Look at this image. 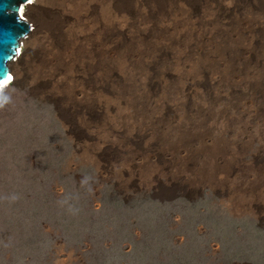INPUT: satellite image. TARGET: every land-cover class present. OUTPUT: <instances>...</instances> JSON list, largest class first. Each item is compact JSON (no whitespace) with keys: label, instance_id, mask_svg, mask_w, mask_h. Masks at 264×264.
<instances>
[{"label":"rangeland","instance_id":"rangeland-1","mask_svg":"<svg viewBox=\"0 0 264 264\" xmlns=\"http://www.w3.org/2000/svg\"><path fill=\"white\" fill-rule=\"evenodd\" d=\"M89 1L81 30L105 29L114 53L153 46V58L104 69L75 38L47 64L57 70L34 76L21 38L22 75L0 87V264H264V0H199L168 16L147 0L150 19L126 22L119 7L115 25L99 15L108 0ZM23 5L31 30H50L56 8ZM167 21L214 43L175 58Z\"/></svg>","mask_w":264,"mask_h":264},{"label":"bare ground","instance_id":"bare-ground-1","mask_svg":"<svg viewBox=\"0 0 264 264\" xmlns=\"http://www.w3.org/2000/svg\"><path fill=\"white\" fill-rule=\"evenodd\" d=\"M30 1L32 2L34 0H30ZM36 1H37L38 5H40L41 3L46 4V5L51 4L52 7L56 8L54 11L46 9V13L50 12L53 14L52 20L48 23V25H50V30H48L46 28H42V26H46V24H44L42 22L43 20L40 22V24L42 26L39 25L37 22L36 23L37 24L36 29L31 30V26H30L29 21L23 16L24 5L21 7V4H27V3H29V0H12L10 3V7H7L6 13L14 14V16L17 18V20H19L20 22H23L26 25V28L28 30L27 31L21 30L19 32V36L16 37V42L12 46V51H11L10 55L5 58L4 66L6 68V70H5L6 74L0 76V87L9 83L13 79V77H15V76L19 77L22 75L20 62H18L17 60L16 61L13 60V58L18 53V47L21 43V38H23V36L26 33H28V36L24 39V43L27 46H31V48H34V50H35L34 53L37 55L38 60L40 62V63H37L35 59L33 61L32 69L34 71V76H37L38 74H40L39 72L54 71L52 69L55 68L56 61H53V63L50 65H47V64L52 60L53 56L55 57V59H58L59 57L64 58L68 53H70L73 50L74 45L76 44L73 41L75 38H77L79 41L87 42V43L81 44L82 48L86 47L87 52H89L91 55L95 53L97 63L100 64L101 67L104 69L111 70L110 69L111 65H114V66H116V68L119 67V69L122 71L121 73H124V71H126V69H127L126 66L128 65V63L130 61L134 65L135 64L137 65L141 62H142L141 64H144L146 62H150V60H152L150 58H153V57H149V54L148 55L144 54V51L146 53L150 52V55L153 56L154 54L151 53V49L153 46H140L139 45L137 47V50H133L130 47H126V48H123V50H118L117 52L114 53V51H116V50L112 49V44H107L106 42L102 41V40H105L104 38H106L108 35V32H106L105 29H102V27L100 29V27H97L94 25V27L91 26V28L88 29L87 31H84L83 29H82L83 30L82 31L79 27V25H81L80 21H82L84 19L83 21L87 22V21H89V17H92L89 15V11H91V5H92L89 0H80V1L78 0L77 3L80 4L82 11L84 9L83 13L80 15H79V13H77V11L73 12V11L69 10V4L70 3L68 4L67 0H62V1H60V0H36ZM156 1H157V5L154 4L155 8L153 10V14H156V16L157 15L162 16V14L164 13V15L168 16V12L171 10V8L174 12L173 8L178 6V5L184 6V5H186V3H196L199 0H156ZM94 2L96 3V1H94ZM106 2L104 1V3H106ZM149 3H151V2L147 1V0H108L106 5H102V6L98 5V6H100L99 9L101 10V11H99V15L102 17V19H104L107 22L108 21H110L111 23L114 22L113 25H115V22L117 20L114 19L113 14H115L117 12H118L117 14H120V12L122 11V14H121L122 17L124 14V16L127 18V16L128 17L131 16V14H132L131 12H134V15H133L134 19L138 21V19L140 17L145 18V19L150 17V9L148 8ZM74 4H76V3H74ZM93 5H94V3H93ZM114 5H115V9H114ZM116 5L118 8L116 7ZM139 6L140 7L143 6L145 9L144 10H138L137 7H139ZM119 7L121 8L120 12L118 11ZM133 7H135L136 9H131ZM78 8H79V6H78ZM32 10H34V9H32ZM116 10H117V12H116ZM173 12H171V14H173ZM29 17L35 21L41 20L39 16L36 17L33 13L29 14ZM177 17L178 16H176V18ZM183 17H185V16H182V18ZM127 19L128 20L126 22H128L130 18H127ZM131 19L133 20V18H131ZM118 20H119V18H118ZM139 20H141V19H139ZM150 21H152V19ZM110 22H108L107 24L109 25ZM139 22L141 23V21H139ZM143 22H145V21H143ZM101 23H102V21H101ZM263 23H264V20H263ZM116 24H117V22H116ZM88 25H90V24H88ZM173 25H171L170 22L168 23V21H167L166 24L164 23V26L162 27V29L164 30V32H170L172 34V36L175 37V41L170 45L169 49H167L168 51L171 50L170 52H172L173 57H175V58L181 57L190 48L198 46L197 42H199L200 40H201L200 42H202V44H205L204 47L202 46V48H204V51H205V49L208 50V48H206L208 44L214 43L213 34L211 32H207L204 30L196 32L194 29L186 30L187 27H183V28H180L179 30H177V26H174V27H176V28H174ZM62 28L67 29L64 37L61 40H59L57 38L59 41L56 44L52 45V41H53L52 40V36H53L52 32L55 34L57 31H59ZM88 28H89V26H88ZM184 38L187 41V44H183L181 42ZM198 39H200V40L196 41ZM62 46H63V48H62ZM55 48H57V50ZM200 48H201V43H200ZM19 52H21V49H19ZM113 53L116 55L114 56ZM192 56H195L199 60L202 56V52L201 51L195 52L194 54H192ZM11 60H12V63H11V66H10L11 68H10L9 67V61H11ZM79 60H80V58H79ZM60 64H61V62H60ZM197 64H199V63H197ZM49 66L51 68L47 69ZM199 66H200V64H199ZM137 67H133V68L135 69ZM57 68L58 67H56L55 70H57ZM66 69H68V68H66ZM70 70H72V69L70 68ZM128 70H127V72H129ZM138 70H140L139 67H138ZM66 72H67L66 73L67 79H68V76H70V75H73L75 77V71L72 72V71L67 70ZM118 72H120V71L118 70ZM127 74L129 76L131 75L129 73H127ZM13 75H15V76H13ZM106 76L107 75L104 74L100 78H96L97 79V87H101V86L105 85V81L107 79ZM71 79L73 81L75 78H71ZM74 83H75L76 89H78V86H77L75 80H74ZM111 85L116 87L115 83H113ZM71 89H73V88H71ZM83 89L81 86V90H83ZM98 90L103 91L104 89L99 88ZM84 94H86V93H84ZM102 96L103 95H101V99H100L101 103L103 102ZM120 101L122 102L123 98H120ZM85 121L86 120H84V122Z\"/></svg>","mask_w":264,"mask_h":264},{"label":"water","instance_id":"water-1","mask_svg":"<svg viewBox=\"0 0 264 264\" xmlns=\"http://www.w3.org/2000/svg\"><path fill=\"white\" fill-rule=\"evenodd\" d=\"M12 0H0V76L6 74L4 62L12 51L21 30H28L23 22L17 20L14 14L6 13Z\"/></svg>","mask_w":264,"mask_h":264},{"label":"clouds","instance_id":"clouds-1","mask_svg":"<svg viewBox=\"0 0 264 264\" xmlns=\"http://www.w3.org/2000/svg\"><path fill=\"white\" fill-rule=\"evenodd\" d=\"M5 99H7V98H5Z\"/></svg>","mask_w":264,"mask_h":264},{"label":"snow or ice","instance_id":"snow-or-ice-1","mask_svg":"<svg viewBox=\"0 0 264 264\" xmlns=\"http://www.w3.org/2000/svg\"><path fill=\"white\" fill-rule=\"evenodd\" d=\"M29 2H30V0H29Z\"/></svg>","mask_w":264,"mask_h":264}]
</instances>
